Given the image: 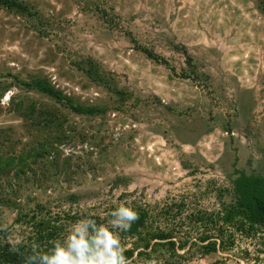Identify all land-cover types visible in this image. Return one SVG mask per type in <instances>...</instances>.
Wrapping results in <instances>:
<instances>
[{
	"label": "rangeland",
	"instance_id": "obj_1",
	"mask_svg": "<svg viewBox=\"0 0 264 264\" xmlns=\"http://www.w3.org/2000/svg\"><path fill=\"white\" fill-rule=\"evenodd\" d=\"M6 1L22 8L0 6V156L38 155L18 178L0 175V235L11 245L37 206L75 217L64 238L78 220L107 224L120 204L183 203L179 240L191 215L237 206L243 179L264 190V0ZM33 80L62 101L23 86ZM19 105L46 110L57 126L21 118ZM151 226L136 238L116 230L130 264L168 260L163 247L143 248L165 224ZM223 228L231 247L199 253V225L195 246L176 252L181 264H264V232Z\"/></svg>",
	"mask_w": 264,
	"mask_h": 264
},
{
	"label": "trees",
	"instance_id": "obj_2",
	"mask_svg": "<svg viewBox=\"0 0 264 264\" xmlns=\"http://www.w3.org/2000/svg\"><path fill=\"white\" fill-rule=\"evenodd\" d=\"M264 6V1H263ZM0 6L5 7L7 11L21 10V6L16 1H6L0 0ZM141 52L155 63L164 64L157 56L153 55L150 51L146 49H140ZM27 89L44 94L57 102L62 101L59 94L56 93L52 87L41 81H31L27 84H23ZM5 89V88H4ZM3 89V90H4ZM1 91L0 96L5 91ZM117 96L121 95L119 91H115ZM39 111V112H37ZM17 112L21 118H27L30 116H35V122L47 128L50 126H57L55 122L51 121L50 115L47 114L46 110H38L36 107L32 106L28 109H22V105H19ZM77 114H94L96 111L94 109H74ZM60 127V125H58ZM54 142H60L64 140L63 137H57L53 139ZM5 155L0 156V175H7L10 172H14L13 176L18 178L23 175L26 170L29 169V164L26 160L30 158L36 159L38 155H31L26 150L19 155H11L3 151ZM47 153L43 151L42 156ZM240 184V185H239ZM237 189V194L240 196L237 206L229 207L223 209L221 213L210 216L207 214L198 213L196 216L191 215L188 219L189 226L187 227L188 233L184 234L182 239L178 240V233L180 231L181 225L176 223V218L180 216L181 210L185 209L183 203H170L164 205L159 211H152L148 207L144 209L135 210L138 213V219L132 223L129 230L125 231L128 237L136 238L140 235L139 230L145 228H151V223L154 220L161 221L165 224L163 229L155 228L152 233L146 234V239L143 248L145 250L154 247H163L169 253L168 260L164 261L163 264H181L186 259V255H178L177 251H184L185 248L195 246L189 239V232L195 231V229L200 225V228L204 230L205 233L200 237L201 245L198 248V252L204 255L217 252L219 249H228L232 246V237L229 236L227 239H223V226L229 224L237 225L236 231L249 237L255 235L257 232H264V198L255 199L260 196H264V190L260 191L259 188H254V183L248 180L240 182ZM257 184L255 183V186ZM253 202V203H252ZM155 214V216L153 215ZM63 218L59 215H52L49 209L43 206H37L34 210L24 213L20 216L18 222L19 225L23 226L29 231L26 237L21 240L20 243L16 245H11L7 240H5L0 235V264H25L26 258L31 256L36 251H47L52 247L53 243L63 239L65 222L69 224L74 220L75 217L63 214ZM238 218L237 223L233 220ZM94 220V219H93ZM153 221V222H152ZM149 222V223H148ZM99 224L98 222H96ZM197 226V227H196ZM217 233L219 239H216L210 235V232ZM264 234V233H263ZM133 251H125L124 255L129 260L133 256ZM138 257L145 256L143 253L138 252ZM148 258V257H147Z\"/></svg>",
	"mask_w": 264,
	"mask_h": 264
},
{
	"label": "clouds",
	"instance_id": "obj_3",
	"mask_svg": "<svg viewBox=\"0 0 264 264\" xmlns=\"http://www.w3.org/2000/svg\"><path fill=\"white\" fill-rule=\"evenodd\" d=\"M109 215L107 224L88 218L76 221L62 240L47 251L34 252L25 264H130L116 230H129L138 213L120 204Z\"/></svg>",
	"mask_w": 264,
	"mask_h": 264
}]
</instances>
